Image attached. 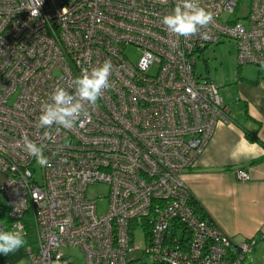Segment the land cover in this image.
I'll list each match as a JSON object with an SVG mask.
<instances>
[{
  "label": "built area",
  "instance_id": "2783aa9c",
  "mask_svg": "<svg viewBox=\"0 0 264 264\" xmlns=\"http://www.w3.org/2000/svg\"><path fill=\"white\" fill-rule=\"evenodd\" d=\"M39 2L0 0V190L10 230L26 233L27 213L33 223L27 264L62 263L67 247L89 264H126L135 251L151 264H242L257 238L237 239L202 218L183 177L217 124L232 121L219 87L195 75L196 55L228 39L238 67H264V0H198L213 20L200 29L209 38L190 39L161 22L177 0ZM105 60L111 86L97 107L71 129L53 125L54 142L44 139L38 117L53 89L71 90L82 69ZM24 136L44 146L50 166L28 155ZM94 183L108 186L101 213L87 196Z\"/></svg>",
  "mask_w": 264,
  "mask_h": 264
},
{
  "label": "crops",
  "instance_id": "0c3cea01",
  "mask_svg": "<svg viewBox=\"0 0 264 264\" xmlns=\"http://www.w3.org/2000/svg\"><path fill=\"white\" fill-rule=\"evenodd\" d=\"M221 99L232 121L217 124L194 167L183 178L200 208L223 231L237 239L257 238L256 252L264 243V146L249 141L244 128L256 130L264 141V67H238ZM256 159L259 161L252 162ZM237 169L249 172L250 179L238 180ZM5 177L0 171V183ZM62 252L65 261L52 264H89L75 247ZM3 256L0 254V264ZM23 258L19 254L8 264H26ZM143 258L142 251H135L126 264H145Z\"/></svg>",
  "mask_w": 264,
  "mask_h": 264
},
{
  "label": "clouds",
  "instance_id": "9594fccd",
  "mask_svg": "<svg viewBox=\"0 0 264 264\" xmlns=\"http://www.w3.org/2000/svg\"><path fill=\"white\" fill-rule=\"evenodd\" d=\"M32 15H38V10L32 12ZM212 20L213 14L201 7L198 0H177L175 8L164 15L161 22L176 36L190 39L196 35L209 38L208 33H201L200 29L206 28ZM112 71V62L105 60L91 70L82 69L80 75L74 78L71 90L63 86L55 87L48 100L42 104L38 117L37 128L45 129L44 139L54 142L51 132L53 125L71 129L87 118L89 108L95 109L103 92L110 88L109 77ZM23 147L29 156L35 158L38 166H50L48 157L44 155V146H38L24 136ZM25 237L26 233L17 225H13L12 230L0 229V254L8 255L24 247L27 244Z\"/></svg>",
  "mask_w": 264,
  "mask_h": 264
},
{
  "label": "rangeland",
  "instance_id": "374dc122",
  "mask_svg": "<svg viewBox=\"0 0 264 264\" xmlns=\"http://www.w3.org/2000/svg\"><path fill=\"white\" fill-rule=\"evenodd\" d=\"M247 0H245L246 2ZM242 13L241 11H239ZM235 43L233 40L222 39L220 42L216 44H209L206 48L202 50V52L196 55L195 60V72L197 76L200 77H208L212 80L217 87L219 88L220 97L223 96V89L227 87L229 84V80L232 76H234V72L238 68L236 60V49ZM36 176V175H35ZM38 176V170H37ZM39 177V176H38ZM37 177V178H38ZM108 186L104 183H94L88 186L87 188V196L97 201L98 212H104L107 207V199L106 195L108 193ZM102 198L100 199V197ZM142 232L138 230L136 232V241L138 244L142 243ZM24 248H20L15 252L9 253L8 255L3 256V264H8L11 261L17 259L19 257L23 258L25 256ZM245 260L242 264H264V243L258 246V250L256 252L253 250L252 253H249L245 256ZM23 261L27 259L23 258ZM150 259L144 255L142 261L145 264H150ZM17 264V263H15ZM18 264H21L18 263Z\"/></svg>",
  "mask_w": 264,
  "mask_h": 264
},
{
  "label": "trees",
  "instance_id": "16d2710c",
  "mask_svg": "<svg viewBox=\"0 0 264 264\" xmlns=\"http://www.w3.org/2000/svg\"><path fill=\"white\" fill-rule=\"evenodd\" d=\"M244 132H245V136L248 138L249 141L251 142H256L258 144H260V146H264V141H262L256 130L251 131V130H246L244 128ZM259 161V159L253 160L252 162H257ZM7 201L5 196L2 194V191L0 190V222L3 225V229L4 230H10L12 227V223L13 220L12 218H10L9 215V206H7ZM195 205V210L201 215L202 218H207L208 220L213 221L210 217H208V215L202 210V208H200L197 200L194 198V203ZM25 217V229H26V240H27V244L23 247L25 248L26 246H31L32 248L36 247V242L35 240V236H34V227H33V223L31 221L30 215L29 213L26 214ZM151 264V263H150ZM155 264V263H153Z\"/></svg>",
  "mask_w": 264,
  "mask_h": 264
}]
</instances>
